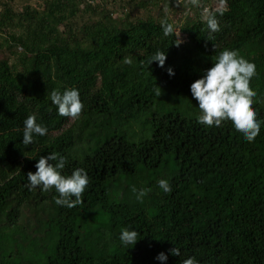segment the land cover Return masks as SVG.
Wrapping results in <instances>:
<instances>
[{
  "label": "trees",
  "instance_id": "16d2710c",
  "mask_svg": "<svg viewBox=\"0 0 264 264\" xmlns=\"http://www.w3.org/2000/svg\"><path fill=\"white\" fill-rule=\"evenodd\" d=\"M226 48L255 65L264 121V0H1L0 264H161V252L163 264H264V124L252 142L230 121L204 126L190 92ZM157 50L163 67L147 63ZM65 88L80 92L76 119L48 98ZM33 113L48 132L26 146ZM53 151L64 173L90 178L76 207L26 187ZM133 187L148 190L142 201ZM125 227L139 233L133 247Z\"/></svg>",
  "mask_w": 264,
  "mask_h": 264
},
{
  "label": "clouds",
  "instance_id": "9594fccd",
  "mask_svg": "<svg viewBox=\"0 0 264 264\" xmlns=\"http://www.w3.org/2000/svg\"><path fill=\"white\" fill-rule=\"evenodd\" d=\"M205 19L210 33L220 30L219 21L214 15H208ZM160 27L164 36L174 33L173 24L166 19L161 20ZM154 61L163 67L166 51L157 50L148 58L147 63L149 65ZM125 63H131V59L125 58ZM168 75H174L171 68L168 69ZM255 75V65L242 57L238 50L226 48L216 54L212 66L190 84L191 95L198 102L197 108L200 110L197 122L207 127H220L222 122L230 121L245 141L252 142L264 124L253 108L257 93L250 88V81ZM48 98L55 105L58 116L76 119L84 107L77 88H65L63 91L53 89ZM22 123L21 143L26 146L31 145L35 137L45 136L48 132L47 127L38 122L35 113L27 115ZM66 163L67 157L55 151L47 156H41L35 164L36 171L27 174L26 187L29 190L40 188L41 191L54 188L58 193V196L53 197L57 206L73 208L82 204V195L90 183V178L84 168H75L70 174L64 173ZM157 183L164 193L171 192V185L167 179H161ZM132 191L136 199L142 201L148 190L144 188L137 190L133 187ZM138 236L136 230L125 227L119 234V240L122 246L133 247L138 241ZM170 252L173 256H181V250L177 247ZM156 259L163 264L167 256L161 252ZM181 264L199 262L195 257L189 256Z\"/></svg>",
  "mask_w": 264,
  "mask_h": 264
},
{
  "label": "rangeland",
  "instance_id": "374dc122",
  "mask_svg": "<svg viewBox=\"0 0 264 264\" xmlns=\"http://www.w3.org/2000/svg\"><path fill=\"white\" fill-rule=\"evenodd\" d=\"M1 1V0H0ZM180 1H182V0H180Z\"/></svg>",
  "mask_w": 264,
  "mask_h": 264
}]
</instances>
